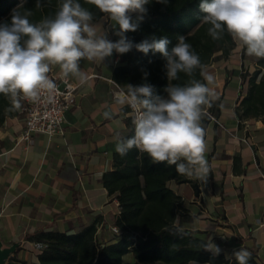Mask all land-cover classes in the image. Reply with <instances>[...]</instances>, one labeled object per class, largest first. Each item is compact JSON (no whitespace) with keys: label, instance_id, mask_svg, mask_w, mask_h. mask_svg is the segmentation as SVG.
Wrapping results in <instances>:
<instances>
[{"label":"crops","instance_id":"0c3cea01","mask_svg":"<svg viewBox=\"0 0 264 264\" xmlns=\"http://www.w3.org/2000/svg\"><path fill=\"white\" fill-rule=\"evenodd\" d=\"M93 22L98 34L107 33L109 39L118 29L105 15ZM122 60L115 52L104 62L81 60L80 68L89 79L79 85L75 104L66 113L64 135L34 133L21 140L20 114L0 123V241L3 247L16 244L11 255L36 261L27 234L40 228L74 233L98 215L103 218L99 240L112 241L110 227L119 205L108 196L101 176L112 168V137L126 132L125 119L132 115L127 106V115L121 113L114 100L117 83L111 73ZM232 64L207 65L222 101L215 116L219 122L210 120L206 126L207 182L170 180L169 185L181 200L198 207L196 212L188 211L193 216L181 223L183 227L202 231L200 235L218 245L227 258L233 257L234 250L253 246L264 262V124L259 119L238 121L234 108L245 94V84L236 71L238 63ZM109 108L112 120L103 117ZM234 155L240 157L235 168Z\"/></svg>","mask_w":264,"mask_h":264},{"label":"clouds","instance_id":"9594fccd","mask_svg":"<svg viewBox=\"0 0 264 264\" xmlns=\"http://www.w3.org/2000/svg\"><path fill=\"white\" fill-rule=\"evenodd\" d=\"M85 2L115 21L118 40L113 42L107 33L98 34L94 13L78 0H59L55 14L38 22L30 19L33 11L24 7L27 0H21L11 11L10 22L0 23V94L10 102L8 111L20 110L22 101L38 103L43 93L54 92L56 84L49 76L54 67L59 68L63 79L73 77L83 86L89 77L80 68L81 60L104 62L114 52L125 54L133 47L144 54L160 53L166 61L167 96L155 94L154 86L147 82L128 84L126 91L115 95L121 113L127 115L124 106L132 110V134L124 137L116 132L112 137L115 151L125 156L135 148L146 153L154 164L175 166L179 175L206 183L210 164L205 155L206 131L202 121L208 115L207 109L219 100L215 76L185 36L177 38L170 52L167 37H153L151 42L145 39L137 44L127 38L126 33L137 31L151 0ZM156 2L167 4L168 0ZM43 6L44 0H35L37 9ZM199 10L203 13L200 20L209 25L207 33L213 40H221L227 33L249 57L264 59V0H200ZM197 70L204 82L195 78ZM180 73L189 77L188 82L171 83L179 80ZM147 76L145 72V81ZM103 117L112 120L114 114L109 108ZM203 249L213 256L222 252L212 240ZM232 256L237 264H248L251 253L240 248Z\"/></svg>","mask_w":264,"mask_h":264},{"label":"trees","instance_id":"16d2710c","mask_svg":"<svg viewBox=\"0 0 264 264\" xmlns=\"http://www.w3.org/2000/svg\"><path fill=\"white\" fill-rule=\"evenodd\" d=\"M21 0H0V23L10 22L11 11ZM85 8L94 13V20L102 13L85 0H78ZM59 0H44V6L37 9L35 0H27L24 5L32 9L30 19L38 22L52 16L57 11ZM200 0H168L167 4L156 0L146 5L147 14L139 22L137 31L128 32L126 36L133 44L147 39L167 37L169 52L176 45L179 36H185L193 50L199 55L206 66L215 59L224 58L235 47V41L227 33L221 40H213L207 33L209 25L201 22L203 13L199 10ZM136 19L133 14V20ZM116 37L110 33V40ZM122 56V62L113 67L111 78L126 91V85H141L145 82L154 86L155 94L167 96L164 89L169 81L166 76L165 59L160 53L149 51L141 53L133 47ZM147 72V80L144 73ZM179 80L173 84H186L189 77L179 74ZM195 78L203 79L199 70ZM248 87L235 108L234 112L239 122L247 119H259L264 124V59L256 58V69L247 79ZM221 97L207 109L218 116L221 107ZM10 102L0 94V123L6 118L18 114V111H8ZM128 106L126 110H128ZM127 130L124 137L132 134L131 116L126 117ZM210 121L207 115L202 123L206 126ZM234 168L240 160L238 155L233 157ZM176 183H191L193 179L179 175L175 166L166 163L154 164L146 153L135 148L127 155L120 156L114 150L112 153V168L101 176V183L110 198L118 201L119 212L114 225L119 232L114 233L111 242H99L98 226L103 218L98 215L94 220L83 226L77 232H66L57 229H37L27 234L31 241L44 244L37 254L36 261H27L11 255L6 264H123L122 257L131 252L133 264H190L195 260L199 264H237L234 257L227 258L224 253L213 256L203 249L209 242L208 238L200 235L202 231L192 230L182 226V222L190 221L192 216L188 211L181 210V196L169 185ZM179 215L180 222L176 223ZM251 253L248 264H262L258 257V249L249 247Z\"/></svg>","mask_w":264,"mask_h":264},{"label":"built area","instance_id":"2783aa9c","mask_svg":"<svg viewBox=\"0 0 264 264\" xmlns=\"http://www.w3.org/2000/svg\"><path fill=\"white\" fill-rule=\"evenodd\" d=\"M49 76L56 84V90L50 94L47 92L43 93L38 103L22 101L21 109L17 110L22 119L21 140L30 138L34 133H43L48 136L64 135L66 113L75 104L76 91L79 83L71 77L67 80L63 79L59 74V68H53ZM116 87L115 93L124 90L117 84ZM115 93L114 96L116 95ZM207 113L210 120L219 122L208 110ZM242 140L249 144L247 138H242ZM110 229L115 233L119 232L118 227L115 225H112ZM31 247L37 257V254L41 252L44 244L40 241H32Z\"/></svg>","mask_w":264,"mask_h":264},{"label":"rangeland","instance_id":"374dc122","mask_svg":"<svg viewBox=\"0 0 264 264\" xmlns=\"http://www.w3.org/2000/svg\"><path fill=\"white\" fill-rule=\"evenodd\" d=\"M113 27H115V28L118 27L116 25L115 21H113ZM235 61L238 63V69L236 71L239 73L240 82L245 84L244 89L246 92L247 87H248L247 79L256 69V58L255 57H249L246 54V50L244 48L240 47L237 42H235V47L229 51V54L227 56H224V58L215 59L212 62H213L214 66H217V67L218 66H223V67L225 66L224 68H226L227 66L233 65L232 63ZM212 62L210 64H212ZM209 67H207V68H209ZM228 76H229V72L227 71V77ZM227 77H226V80H227ZM220 103L222 104V101ZM212 115H214V112L212 113ZM244 138H246V137H244ZM181 205H182L181 210H184V211L193 210L195 212L198 211V207L195 206L196 204L194 205L191 202H186L184 200H181ZM114 233L115 232H113V234ZM98 240H99V237H98ZM99 242H100V240H99ZM10 256H11V254H9L7 256V258L5 259L3 264H6L9 261ZM122 261H123V264L132 263L133 262V255L131 253H127L126 255L123 256ZM260 262L262 264H264L263 261L260 260ZM196 264H199V263H196Z\"/></svg>","mask_w":264,"mask_h":264},{"label":"water","instance_id":"95a60500","mask_svg":"<svg viewBox=\"0 0 264 264\" xmlns=\"http://www.w3.org/2000/svg\"><path fill=\"white\" fill-rule=\"evenodd\" d=\"M196 186V185H195ZM197 193H199L197 191ZM16 244H12L9 247H2V243L0 241V264H3L7 256L14 251Z\"/></svg>","mask_w":264,"mask_h":264}]
</instances>
